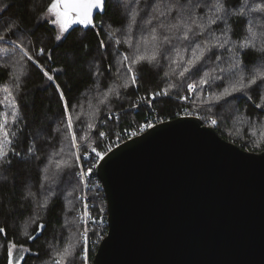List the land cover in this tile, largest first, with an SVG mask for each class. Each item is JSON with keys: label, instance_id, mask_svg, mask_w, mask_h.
Listing matches in <instances>:
<instances>
[{"label": "trees", "instance_id": "16d2710c", "mask_svg": "<svg viewBox=\"0 0 264 264\" xmlns=\"http://www.w3.org/2000/svg\"><path fill=\"white\" fill-rule=\"evenodd\" d=\"M52 2L53 0H0L5 6L0 12V36L6 38L4 42H0V50H6L5 55L0 52V112L10 113L6 105L12 99L17 101L20 118L15 126L9 125V130L14 134L10 137L13 139V150L21 154L19 159L13 160L11 167L7 165L0 167V227H5L7 231L6 238L0 236V264H7L6 249L13 240L18 246L24 245L31 249L21 264L46 263L50 257L56 255L57 250L62 251L72 244L78 245L79 253L82 246L79 235L76 233L73 236L66 232L67 227L73 222L68 226L65 225L66 217L76 222L75 212L80 206V201H77L76 197L82 192L80 184L79 189L73 193L76 210L66 212V207L69 205H65L67 200L65 195L74 179L78 181V161L74 162L73 156L89 151V144L102 149L105 143L113 141L116 137L126 140L124 134L135 126L139 127L145 123L148 117H153L152 114H156L160 120L177 118L176 112L180 108L178 102L172 98L158 100L150 106L141 103L148 93L157 91L167 83L162 79L166 72L165 68L168 69L166 64L159 69L146 63L142 64L139 68L141 84L139 90L132 88L126 92L121 90L119 99L113 96L115 93L111 89L117 88L124 82L123 74L118 76L116 71L121 66L114 63L115 51H118L117 48L114 49V45L118 43L114 34L119 31L124 35L123 32L128 28L126 17L136 10V0H107L104 14L96 17L93 28L70 29L63 34L60 41L55 40V36L60 35L59 28L46 16V9ZM260 2L261 0H258V3ZM138 6L144 7L143 3ZM255 6L253 4V7ZM257 23H259L258 19ZM243 29V25L236 26V34L231 36L235 42L243 39L245 34ZM136 34L138 36L140 31L138 30ZM100 41H104L105 48H99ZM13 42H23L25 47L33 52L44 48L45 56L40 57L41 62L46 68L58 70L51 74L63 87L70 103L68 116L73 121L76 133L81 137H89L88 140L83 141L80 152L75 148L70 149L73 133L72 130L67 129L64 112L58 96L54 94V88L47 86V81L38 69L34 66L29 68L26 59L13 54ZM50 49L52 58L45 62ZM244 59L251 68L259 57L256 52L249 50ZM13 68H19V72L15 74ZM60 69L63 71H59ZM17 83L23 85L22 91L16 89ZM9 92L12 93L10 97ZM105 93L113 97L114 106L109 103V108L108 104L106 106L99 103ZM170 95L178 94L177 91H173ZM138 100L141 106L133 108L132 105L137 104ZM211 108L212 111L216 109V107ZM236 108L245 111L249 117L264 116L255 109L252 102L244 98L217 107V112L222 116L216 113L211 116L217 120L214 129L226 141L235 140L232 135L236 131L235 117L239 114ZM108 109L117 110L119 119H116V116H112L110 120L106 119V115L103 114ZM225 111L230 115H225ZM9 120L11 121L10 114ZM237 122H240L238 117ZM89 124L97 126L96 134H92L89 128L85 129ZM101 130L106 133L103 138L98 135ZM233 143L242 150L254 152L253 147L246 142ZM261 152H264V144L255 153ZM57 164L61 166L59 169L56 167ZM46 179L47 184H45ZM49 186L57 188L60 195L45 214L44 210L38 209L36 205L38 201L42 202L43 194ZM30 192L31 196H29ZM95 200L101 209H105L104 197ZM36 212L44 217L47 229L39 239L30 242L26 239L25 232L29 234L33 232L31 217ZM78 224L79 233L82 232L83 226L81 223ZM97 233V228H92V240L96 239ZM97 241L98 239L96 244L92 245L93 252L90 258H93L97 251ZM76 264H80L78 259Z\"/></svg>", "mask_w": 264, "mask_h": 264}, {"label": "water", "instance_id": "95a60500", "mask_svg": "<svg viewBox=\"0 0 264 264\" xmlns=\"http://www.w3.org/2000/svg\"><path fill=\"white\" fill-rule=\"evenodd\" d=\"M95 174L108 232L91 264H264V152L183 116L114 147Z\"/></svg>", "mask_w": 264, "mask_h": 264}, {"label": "snow or ice", "instance_id": "6c2138e0", "mask_svg": "<svg viewBox=\"0 0 264 264\" xmlns=\"http://www.w3.org/2000/svg\"><path fill=\"white\" fill-rule=\"evenodd\" d=\"M136 3V10L126 17L128 19L127 34L134 35L135 30L138 29L140 40L133 41L130 47L139 46L135 48L131 56L125 55L119 61L121 67L116 71L118 76L123 74L124 82L117 88L111 89L115 93V99L120 98L121 90L125 92L130 88L139 90L141 86L139 68L142 64L147 63L157 69L166 64L169 71L165 72L162 77L167 82L166 86L148 93L141 103L154 105L158 100L171 99L170 94L174 90L184 88L186 85L187 95L180 96V100L186 101L198 92H202L211 97V99L203 100V105L223 107L244 98L252 102L260 114H264V0L258 4L256 0H136ZM140 3H143V8L138 6ZM253 4L256 6L253 7ZM105 5L106 0H53L46 11L50 17H54L51 23L59 27L60 35L55 36V40L60 41L72 24L93 26V9L103 11ZM237 25L244 26L245 34L240 42H235L231 38L236 34ZM144 33H148L147 41ZM5 39L4 36H0V41ZM148 43H151L150 48L147 46ZM105 47L104 41H100L99 48ZM249 50L256 52L259 57L251 68L244 59ZM48 51L49 55L45 57V62L52 58V50ZM13 54L26 59L29 68L34 66L38 69L47 81V86L54 88V94L58 96L64 112L67 129L72 130L73 133L70 149L75 148L77 152H80L83 141L88 140L89 137H81L76 133L73 121L68 116L70 103L65 91L51 74L58 70L46 68L40 60V57L45 56V49L40 48L33 52L25 47L23 42H13ZM210 65L212 66L211 72L205 78L201 73ZM15 87L18 91L23 90V85L20 83H17ZM8 96H12V93L9 92ZM256 97L259 99H254ZM112 99V96L105 93L99 103L107 105L112 102ZM6 106L10 109V113L0 112V167L5 165L11 167L13 160L21 157L18 151L13 150V139L10 137L14 134L9 130L10 124L15 126L19 121V105L15 99H12ZM140 106V103L132 105L133 108ZM111 111L109 109V113ZM208 111L211 112L212 108L209 107ZM112 118L110 114H106V119ZM116 119H119V114ZM211 124L215 126L217 120L212 119ZM152 126L147 125V127ZM88 128L92 134H96V125L89 124ZM256 134L253 133V135ZM98 135L103 138L106 133L101 130ZM88 148L89 151L74 155V162L86 160L91 154H94L96 160L103 159V154L97 151L96 146L89 144ZM29 151L32 150L29 149ZM96 160H93L91 166L81 174L73 192L78 190L80 184L92 173ZM56 167L59 169L61 166L57 164ZM45 184H47V179ZM31 195L30 192L29 196ZM59 195L57 188L47 187L42 202L38 201L36 207L43 209L46 214ZM65 199H68L67 196ZM76 200H82V197H76ZM68 205L66 212L76 210L74 201L68 200ZM84 209V216L91 221L92 217L87 211V204H84ZM76 222L86 223L79 218H76ZM31 224L34 230L31 234L25 232V236L27 240L35 242L46 231L47 223L44 222V217L36 212L31 217ZM70 224L71 221L66 217L65 225ZM87 231V228H84L83 233H78L84 238L79 253L77 244L65 247L62 251L57 250L56 256L51 258L52 264H76L77 255L80 258V264H87ZM0 236L7 237L5 227H0ZM30 251V247L18 246L14 240L10 241L6 249L7 264H21V261L25 260L24 253Z\"/></svg>", "mask_w": 264, "mask_h": 264}, {"label": "rangeland", "instance_id": "374dc122", "mask_svg": "<svg viewBox=\"0 0 264 264\" xmlns=\"http://www.w3.org/2000/svg\"><path fill=\"white\" fill-rule=\"evenodd\" d=\"M256 3H258V0H256ZM4 7L5 6L0 3V12L2 11V9H4ZM46 16H47L48 19L54 18V17H50L48 13H46ZM258 22H259V19H258ZM137 31H138V29L135 30V34L134 35L127 34L128 33V28H127L123 32L124 35H122V33L119 32V31L115 33L116 35L114 34V37L118 40V43H116L114 45V49L117 48L116 50H118V51H115L116 54H115V57H114V63L120 65L119 61L122 59L123 56H125V55L131 56L135 52V48L137 46H139V45H133V47H130V44L133 41H139L140 40V36H139L140 34L138 35L139 36L138 37L137 34H136ZM119 35H120V37H119ZM144 36H145V40L147 41L148 33H144ZM4 41L5 40L0 41V42H4ZM147 46L150 48L151 47V43H148ZM0 52H2V55H5L6 50L1 49ZM211 67L212 66L210 65L209 68L205 69L204 72L201 73V75L205 76V78H206L207 74L211 72ZM13 70H14L15 74H17L19 72V68H13ZM165 71L167 72V71H169V69L165 68ZM175 82L179 83V81H175ZM189 82H191V81H189ZM165 86H166V83L163 84L162 88L165 87ZM110 87H111V85H110ZM174 91H177L178 95L171 96V98L174 99L176 102H178V104L180 105V108L176 112V116H178V117L195 116V117L199 118L201 122H204L206 125L213 126L211 124V120L214 119V117L212 118L211 116H213V113H216V114H220V113L217 112V106H209V105H203L202 104L203 100L211 99V97L207 93L198 92L196 95L191 96L188 100L185 101V100H180L179 97L187 95L186 85H185L184 88L176 89ZM113 96L115 97V95H113ZM137 103H140V101L138 100ZM110 104L112 106H114L112 102ZM108 106L110 108L109 104H108ZM209 107H216V109L214 111L209 112L208 111ZM236 110L239 113L237 115V117L240 120V122L238 123L237 122V117H235L236 122L234 123V125H235V128H236V131L233 133V135H232V133L231 134L227 133L228 135H232L233 139H235V140L232 141V142L228 141V140L227 141L231 142V143H233L235 141L246 142L248 145H251L253 147V149H254L253 153H255L257 150L261 149L262 144H264V116L249 117L248 115H246L245 111H243L242 109L236 108ZM116 111L117 110L112 109L111 113H109V109H108L107 111H105V113L103 115L110 114L111 116L115 117V116H117ZM225 112H223V113H225V115H230L227 111H225ZM152 116H153L152 118L157 119V121H166V120H160L158 118V116H156V114H152ZM214 127H216V125ZM85 129L87 130L88 126H86ZM254 132L257 133V134L253 135ZM114 140H115V138L113 139V141ZM113 141L107 142V143H112ZM107 143L104 144L102 149L106 146ZM102 149H97V150H102ZM245 151H248V150H245ZM248 152H250V151H248ZM77 163H78V174H79V161ZM78 174H77V176H78ZM79 180L80 179L78 177V181ZM78 181H77L76 178L74 179V182L70 186V190H68L67 191L68 193L65 195V197L66 196L68 197V199L66 200V204H65L66 206L68 205V200H72V201L74 200L73 189L76 188ZM82 184L83 183H81V188H82V192H83V185ZM82 192H81V194H82ZM69 193H71V195H69ZM85 195L86 194H84L82 199L85 197ZM79 197H81V195ZM89 199H90L91 202H93L92 196L90 194H89ZM93 203L94 204H98L96 202H93ZM97 207H99V206L97 205ZM71 222H73V224L70 225L69 227H67V231L66 232H69L70 235L74 236L76 233L78 234V229H79L78 226H79V224L77 222H75V221H71ZM82 226H83L82 232L79 230L80 231L79 233H83L84 232V228L86 226L84 224H82ZM97 230H98V233H99V229L98 228H97ZM98 233H97V236H98ZM97 236H96V238H97ZM91 238H93V237H91ZM79 240H81V236H79ZM98 242H99V240H98ZM26 254L27 253H24V256H26ZM55 256L56 255H54V257ZM51 258H53V257H50L49 261L46 262V263H43V264H52V259ZM76 259H78V261H80L79 258H76Z\"/></svg>", "mask_w": 264, "mask_h": 264}, {"label": "built area", "instance_id": "2783aa9c", "mask_svg": "<svg viewBox=\"0 0 264 264\" xmlns=\"http://www.w3.org/2000/svg\"><path fill=\"white\" fill-rule=\"evenodd\" d=\"M163 121H157V119L148 117L146 119V122L140 125L139 127L135 126L131 131H128L127 133L124 134V137H126V140L133 138L139 134L144 133L146 130H148L150 127H147L148 124H151L153 126L161 123ZM204 126L207 127H212L214 126H208L204 122H202ZM124 140V141H126ZM123 138L116 137L115 140L112 143H107L106 146L102 150H97L101 152L103 155L113 149L114 147L118 146L119 144L123 143ZM93 160H96L94 154L89 155L88 159L79 161V174L78 177L80 179L81 174L84 173L92 164ZM99 160H96V163ZM96 166V165H95ZM83 192L81 194V197L85 195V197L80 201V206L77 208L75 212V218H79L82 221H86V223H81L84 224L87 228V244H86V255H87V264H91L92 259L90 258V254L93 252L92 251V245L96 244V239L99 240L97 241V248L99 246L100 241H102L108 232V213H107V206L105 209H101L100 207H97V204H94L93 202H96V198L99 199L100 197H104V192L103 188L96 177L95 174V167L92 170V173L87 176L83 182ZM89 194L92 196L93 202L90 201L89 199ZM84 204H87V211L90 213L92 220L88 221V218L84 216ZM97 227L99 229L98 236L95 240H92L91 238V230L92 228ZM90 231V232H89ZM91 238V239H90ZM83 236H81V242L83 245ZM95 243V244H94Z\"/></svg>", "mask_w": 264, "mask_h": 264}, {"label": "clouds", "instance_id": "9594fccd", "mask_svg": "<svg viewBox=\"0 0 264 264\" xmlns=\"http://www.w3.org/2000/svg\"><path fill=\"white\" fill-rule=\"evenodd\" d=\"M95 255V254H94ZM94 257V256H93ZM93 260V259H92ZM92 263V262H91Z\"/></svg>", "mask_w": 264, "mask_h": 264}]
</instances>
